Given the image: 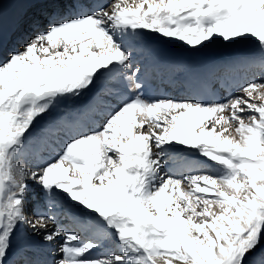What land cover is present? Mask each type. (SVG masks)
Here are the masks:
<instances>
[{"label":"snow or ice","instance_id":"snow-or-ice-1","mask_svg":"<svg viewBox=\"0 0 264 264\" xmlns=\"http://www.w3.org/2000/svg\"><path fill=\"white\" fill-rule=\"evenodd\" d=\"M0 264H264V0H0Z\"/></svg>","mask_w":264,"mask_h":264},{"label":"bare ground","instance_id":"bare-ground-1","mask_svg":"<svg viewBox=\"0 0 264 264\" xmlns=\"http://www.w3.org/2000/svg\"><path fill=\"white\" fill-rule=\"evenodd\" d=\"M32 11H36V9H33ZM171 46L181 47L182 45L180 42H176L175 44H172ZM203 50H219V51H222L224 53V57H227L229 55V50L225 49L219 40L216 42L215 45H212L209 48L203 49ZM256 51L257 50L254 46L249 45V46H245V47H241V48L232 49L231 54H233V55H251V54L255 53ZM224 57H222V58H224ZM181 74H182V72L177 73L178 76H180ZM35 203H37V201H34V204Z\"/></svg>","mask_w":264,"mask_h":264}]
</instances>
